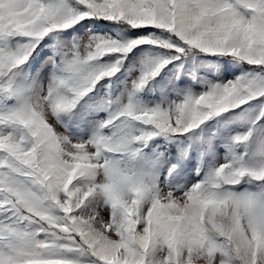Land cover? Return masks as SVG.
<instances>
[{
    "label": "snow or ice",
    "instance_id": "obj_1",
    "mask_svg": "<svg viewBox=\"0 0 264 264\" xmlns=\"http://www.w3.org/2000/svg\"><path fill=\"white\" fill-rule=\"evenodd\" d=\"M0 264H264V0H0Z\"/></svg>",
    "mask_w": 264,
    "mask_h": 264
}]
</instances>
